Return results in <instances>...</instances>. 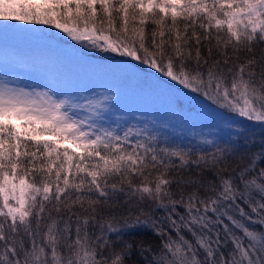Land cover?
<instances>
[{"label": "snow or ice", "instance_id": "snow-or-ice-1", "mask_svg": "<svg viewBox=\"0 0 264 264\" xmlns=\"http://www.w3.org/2000/svg\"><path fill=\"white\" fill-rule=\"evenodd\" d=\"M9 27L112 61L171 116L194 97L264 125V0H0ZM120 91L0 75V264H264V141L182 146Z\"/></svg>", "mask_w": 264, "mask_h": 264}, {"label": "rangeland", "instance_id": "rangeland-1", "mask_svg": "<svg viewBox=\"0 0 264 264\" xmlns=\"http://www.w3.org/2000/svg\"><path fill=\"white\" fill-rule=\"evenodd\" d=\"M12 51L29 57L51 56L53 62H38L29 67L19 66L4 59V53ZM107 63L112 62L75 54L59 44L22 35L12 28H0V75L17 72L24 76L26 83H50L58 91H83L85 95L90 94L92 90L101 91L119 85L121 91L116 104L124 111L118 113L119 115H144L145 118L151 117V119L165 116L172 131L192 132L190 136H193V133L199 130L207 137L209 134L215 137V126L212 127V132L207 129L209 121L213 122V120H209L206 112L195 113L193 110H187L183 105L175 116H171L170 104L166 102L168 101L166 97L147 90L134 89V85H127L122 74L101 67ZM148 103L156 105L150 108ZM148 112L152 115L147 114Z\"/></svg>", "mask_w": 264, "mask_h": 264}, {"label": "trees", "instance_id": "trees-1", "mask_svg": "<svg viewBox=\"0 0 264 264\" xmlns=\"http://www.w3.org/2000/svg\"><path fill=\"white\" fill-rule=\"evenodd\" d=\"M9 28H11V27H9ZM45 31H48V30L45 29ZM41 39H45V40H48V41H51L53 43L58 44L56 41L51 40L49 38H41ZM59 45H61V44H59ZM61 46L65 48L64 45H61ZM69 51H71V50H69ZM71 52H73V51H71ZM73 53L84 56L83 54L78 53V52H73ZM90 58L98 59V60H101L104 62H112L109 60L100 59L96 56H92ZM134 89H141V88H136L134 86ZM182 99H183V105H185V108L187 110H193V111H195V113L196 112L200 113V111L206 112L209 116V120H213V122L209 121V125H207V129L212 132V127L215 126V137H212L209 134L208 138H215L218 141H220L221 143L227 142V143H241V144L243 143L245 138H254L257 141V145H254L253 150H255V147H259V141H264V126L262 124H257V123H254L252 121L245 120L239 116L224 112V111L219 110V109H204L202 107L201 101L194 98V97H182ZM166 102L169 103V101H166ZM148 105L150 106V108H153V106H155L156 104L155 103H151V104L148 103ZM183 105H182V107H183ZM179 110H180V108L178 109V111ZM147 114L152 115L149 112ZM131 117H135V116H131ZM143 117H144V115H143ZM166 118L167 117H165V116H163V117L162 116H156L154 119H156L158 122H160L161 120H166ZM147 119H149V118H145V120H147ZM135 122L136 121L134 118L130 119V123H135ZM226 122H227V126L225 125ZM233 126H236V127H233ZM237 128L240 131H237ZM172 132L174 135V142L179 143L182 146L195 144L197 142L196 137L190 136L192 132L191 133H182V132L177 131V130H173ZM195 132L204 135V133L199 131V130L195 131ZM237 137H239L240 140H237L236 139Z\"/></svg>", "mask_w": 264, "mask_h": 264}]
</instances>
